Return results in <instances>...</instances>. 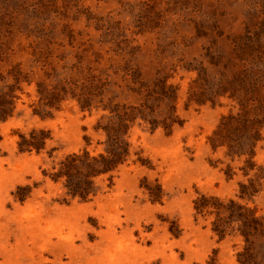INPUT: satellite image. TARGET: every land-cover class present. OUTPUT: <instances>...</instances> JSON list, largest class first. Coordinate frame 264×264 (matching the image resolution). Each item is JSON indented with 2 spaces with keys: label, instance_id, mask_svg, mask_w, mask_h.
<instances>
[{
  "label": "rangeland",
  "instance_id": "1",
  "mask_svg": "<svg viewBox=\"0 0 264 264\" xmlns=\"http://www.w3.org/2000/svg\"><path fill=\"white\" fill-rule=\"evenodd\" d=\"M246 31L264 38V0H0L9 65L21 62L31 75L17 92L15 115L0 123V264H241L244 237L221 239L212 229L214 215L198 214L194 201L203 194L233 199L264 216V177L252 197L242 196L240 183L257 179L259 170L246 177L236 168L227 177L228 157L208 140L237 108L227 98L191 103L197 73L182 66L200 60L209 46L228 54L232 39ZM46 45L59 68L82 57L83 69L109 76L105 96L115 103L142 104L129 89L128 67L147 81L169 76L178 88L173 104L181 125L152 132L137 120L131 157L111 184L107 176L99 179L101 191L86 201L48 174L70 153L102 151L97 143L104 137L94 130L102 112L82 111L67 97L52 117L34 113L44 73L33 53L46 52ZM34 128L50 130L45 150L21 152L19 136ZM255 161L264 170V129ZM148 187L160 188L157 200ZM19 188H28L24 201L17 199ZM254 245L264 260V239Z\"/></svg>",
  "mask_w": 264,
  "mask_h": 264
},
{
  "label": "trees",
  "instance_id": "2",
  "mask_svg": "<svg viewBox=\"0 0 264 264\" xmlns=\"http://www.w3.org/2000/svg\"><path fill=\"white\" fill-rule=\"evenodd\" d=\"M232 45L228 54L209 46L200 60L182 67L197 73L189 87L191 103L216 105L227 98L237 108L222 116L208 142L214 152L223 149L228 157L227 177L233 178L236 168L246 177L255 170L260 171L257 179H250L247 185L240 183L242 196L252 197L260 191V179L264 177L263 168L255 161L264 129V38L246 31L245 35L232 39ZM46 48V52L33 53L34 61L42 63L44 73V78L37 82L40 98L34 113L41 118L52 117L67 97L75 98L82 111L96 109L102 112L94 125L95 132L104 137L97 143L103 147L102 151L97 155L87 149L70 153L55 163L48 174L52 180L63 184L68 195L86 201L101 191L99 179L107 176L111 184L120 167L131 157V128L137 120L147 124L152 132L162 127L172 133L174 125H181L173 104L178 88L167 83L169 76L147 81L139 70L128 67L126 76H132L129 89L143 98L142 104L115 103L112 102L114 99L105 96L109 76L103 78L101 74H92L90 66L83 69L82 57L76 63L59 68L53 61V52L48 46ZM8 50L0 41V123L15 115L17 92L22 91L23 82L30 84L31 78L22 70L21 62L9 65ZM129 70L132 71L128 73ZM85 72L83 78H78ZM49 136L50 130L34 128L19 136L18 148L21 152L35 150L40 153L45 150ZM52 155L51 152L49 156ZM137 160L144 163L141 157ZM232 163L241 165L233 167ZM26 189L19 188L17 199L25 200ZM148 189L156 200L160 197V188L156 191L151 187ZM194 203L198 214L214 215L212 229L221 239L235 233L244 237L246 247L238 255L241 264H264L254 245L257 237L264 239V216H258L255 210L233 199L227 201L207 194L198 197Z\"/></svg>",
  "mask_w": 264,
  "mask_h": 264
}]
</instances>
